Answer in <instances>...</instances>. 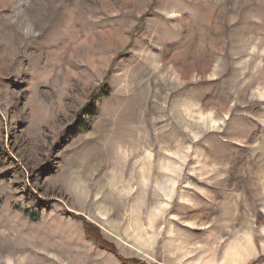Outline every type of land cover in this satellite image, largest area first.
<instances>
[{"label":"rangeland","instance_id":"374dc122","mask_svg":"<svg viewBox=\"0 0 264 264\" xmlns=\"http://www.w3.org/2000/svg\"><path fill=\"white\" fill-rule=\"evenodd\" d=\"M0 264H264V0H0Z\"/></svg>","mask_w":264,"mask_h":264},{"label":"trees","instance_id":"16d2710c","mask_svg":"<svg viewBox=\"0 0 264 264\" xmlns=\"http://www.w3.org/2000/svg\"><path fill=\"white\" fill-rule=\"evenodd\" d=\"M100 243H105V241L104 240H102V241H99ZM134 263H135V260H134Z\"/></svg>","mask_w":264,"mask_h":264}]
</instances>
